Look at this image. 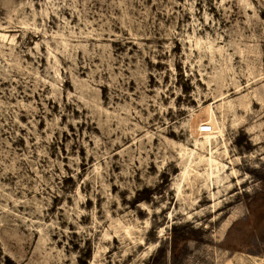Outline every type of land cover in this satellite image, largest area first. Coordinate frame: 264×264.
<instances>
[{"label": "rangeland", "instance_id": "374dc122", "mask_svg": "<svg viewBox=\"0 0 264 264\" xmlns=\"http://www.w3.org/2000/svg\"><path fill=\"white\" fill-rule=\"evenodd\" d=\"M0 264H264V0H0Z\"/></svg>", "mask_w": 264, "mask_h": 264}, {"label": "bare ground", "instance_id": "6f19581e", "mask_svg": "<svg viewBox=\"0 0 264 264\" xmlns=\"http://www.w3.org/2000/svg\"><path fill=\"white\" fill-rule=\"evenodd\" d=\"M207 114H208V118H209V122H206V123H209L210 125H212V127H213V132H211V133H208V134H200V135H203V137H215V135L218 133V134H222L221 132H220V129H218L219 127H217V125H216V123H215V121H214V114H213V111H212V108H211V106H209L208 108H207ZM201 125V124H200ZM200 125L199 124H197V127H196V129H198L199 127H200ZM217 131V132H216Z\"/></svg>", "mask_w": 264, "mask_h": 264}, {"label": "built area", "instance_id": "2783aa9c", "mask_svg": "<svg viewBox=\"0 0 264 264\" xmlns=\"http://www.w3.org/2000/svg\"><path fill=\"white\" fill-rule=\"evenodd\" d=\"M213 132V127L209 123H202L200 127L198 128V133L200 134H208Z\"/></svg>", "mask_w": 264, "mask_h": 264}]
</instances>
